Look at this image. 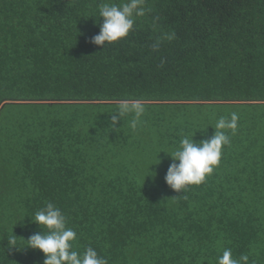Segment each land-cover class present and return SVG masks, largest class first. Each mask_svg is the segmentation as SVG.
Listing matches in <instances>:
<instances>
[{
  "label": "trees",
  "instance_id": "16d2710c",
  "mask_svg": "<svg viewBox=\"0 0 264 264\" xmlns=\"http://www.w3.org/2000/svg\"><path fill=\"white\" fill-rule=\"evenodd\" d=\"M113 2L127 0H0V264H43L24 240L49 202L72 249L107 264H217L225 249L264 264V0H144L103 48ZM124 100L146 108L135 132L130 115L112 125ZM232 112L213 173L172 190L169 154Z\"/></svg>",
  "mask_w": 264,
  "mask_h": 264
},
{
  "label": "clouds",
  "instance_id": "9594fccd",
  "mask_svg": "<svg viewBox=\"0 0 264 264\" xmlns=\"http://www.w3.org/2000/svg\"><path fill=\"white\" fill-rule=\"evenodd\" d=\"M143 5L144 0L101 4L98 15L103 17V23L100 25L99 33L92 37L91 43L104 48L106 44L125 38L133 30L136 19L146 15L147 9ZM160 39L171 41L175 39V33H163ZM159 46L158 40L153 43L152 48L158 50ZM145 112L146 108L139 100L131 103L124 100L119 104L116 115L112 117V125L117 123L118 118L130 115L129 128L135 132L143 124L142 117ZM238 120L236 112H232L230 118L218 119L214 126L211 125L214 134L210 139L194 142L193 135L191 138H182L179 147L169 154L172 163L164 178L166 184L174 191L183 192L188 186L204 183L206 177L219 165L222 148L230 143V135H235ZM30 218L42 232L34 233L24 241L27 247L43 253L45 257L43 264H107V260L100 257L91 246L87 247L82 255L72 249L76 232L66 227L65 216L53 203H47ZM9 245L17 247L16 240L11 239ZM241 262L247 264L248 256L241 255L239 261L233 259L231 249H225L217 258V264Z\"/></svg>",
  "mask_w": 264,
  "mask_h": 264
}]
</instances>
